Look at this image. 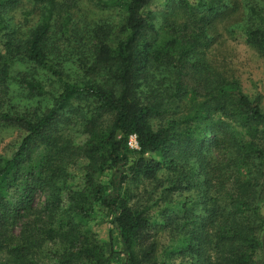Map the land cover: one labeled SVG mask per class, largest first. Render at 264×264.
Instances as JSON below:
<instances>
[{
	"label": "trees",
	"instance_id": "obj_1",
	"mask_svg": "<svg viewBox=\"0 0 264 264\" xmlns=\"http://www.w3.org/2000/svg\"><path fill=\"white\" fill-rule=\"evenodd\" d=\"M31 1L40 14L27 33L0 17V124L23 133L0 157V264H264L260 98L250 101L207 58L221 39L217 16L237 12L236 0H178L160 19L156 0H88L122 13V37L107 22L66 25L60 38L71 33L76 47L65 50L53 37L66 6ZM250 1L238 31L264 59V6ZM19 2L0 0V9ZM220 111L228 123L214 118ZM71 119L79 144L60 129ZM131 136L138 150L128 149ZM98 210L110 217L108 254L89 228ZM160 233L171 249H160Z\"/></svg>",
	"mask_w": 264,
	"mask_h": 264
},
{
	"label": "rangeland",
	"instance_id": "obj_2",
	"mask_svg": "<svg viewBox=\"0 0 264 264\" xmlns=\"http://www.w3.org/2000/svg\"><path fill=\"white\" fill-rule=\"evenodd\" d=\"M60 6H66L62 12L57 16V24L60 30L57 31L56 45L62 50H65L67 41L71 42V47H76L73 38L70 36L71 33L66 38H60L63 33V28L66 26H73V28H83L87 25L93 24L96 21H102L110 23L114 29L113 39L116 40L122 37L121 27L123 25L122 13L118 11L114 6L106 7L103 10L94 3L88 0H56ZM178 0H156L150 7V10L159 17H162V13L167 10V6L175 5ZM189 1V0H188ZM211 1V0H209ZM220 1L221 0H216ZM253 4L256 3L259 6H264V0H253ZM238 11L235 13L219 14L213 25L214 29L221 34L220 42L213 49H210L207 54L208 62L214 68L217 73H219L227 81L236 82L239 85L240 91L249 98L250 101H254L257 97L260 98V108L264 113V59H262L252 48L247 46L244 42L243 36L239 33V27L241 23L242 14L247 9L248 4L251 3L250 0H236ZM103 3L109 4L108 0H103ZM68 14H65L66 12ZM161 13V14H160ZM39 10L35 8L31 0H20L19 5L15 8L9 10L8 8L0 9V17L5 19V23L2 24L3 27L6 25H11L10 28H18L22 35L27 33L30 29L34 28L38 23ZM171 14V13H170ZM69 16L70 20L67 22L66 17ZM171 18V17H170ZM238 25V28L234 27V33L229 36L227 31L231 26ZM62 29V30H61ZM8 31L5 28L0 29V53L4 54V34ZM57 38V39H56ZM18 69L14 66L11 69V75L13 76L15 71ZM10 88H14L13 85ZM16 91V90H15ZM9 93V91H8ZM4 95V94H3ZM2 90H0V100L7 98V95L3 97ZM222 122L228 123L227 116L224 112L220 111L214 117ZM73 120L71 119L69 125L67 121L60 126V129L64 134L73 140L74 143L79 144L84 141L85 137L81 134V128L73 125ZM231 125H235L231 123ZM237 131V136L244 138V132L241 129L235 127ZM23 133L9 127H4L0 124V157H9L16 149L17 144L22 139ZM128 144V143H127ZM128 149L135 151L138 149L131 148L127 145ZM134 147V146H133ZM42 153H44L43 146L35 148L32 151V161L35 162L40 159ZM76 170H72V185L78 186L81 183L82 177ZM110 178L111 174L106 173L101 177V181L110 189ZM14 189H11V197L15 198ZM12 199V200H13ZM175 203L181 200L180 197L175 196L173 198ZM42 198L39 197L37 193L33 198V208H38L41 205ZM261 213L264 216V207L261 209ZM94 221L90 224V231L95 236L96 240L101 244L104 252L109 251V237L112 232V227L110 225L109 214L105 211L98 210L94 216ZM20 224L14 229V233L17 234L20 229ZM153 236V235H152ZM152 240L148 239V241ZM158 244H160V249L162 251H167L171 249L173 242L169 241L167 233H160L158 235ZM114 250H118L115 247ZM2 260V259H1ZM174 260V261H173ZM3 261V260H2ZM170 264H179V259H171ZM184 263V262H183Z\"/></svg>",
	"mask_w": 264,
	"mask_h": 264
},
{
	"label": "built area",
	"instance_id": "obj_3",
	"mask_svg": "<svg viewBox=\"0 0 264 264\" xmlns=\"http://www.w3.org/2000/svg\"><path fill=\"white\" fill-rule=\"evenodd\" d=\"M127 143H128L127 145H128L129 147H131V148H135V149H138L137 144H136L135 137H133V136L129 137ZM133 146H134V147H133Z\"/></svg>",
	"mask_w": 264,
	"mask_h": 264
}]
</instances>
